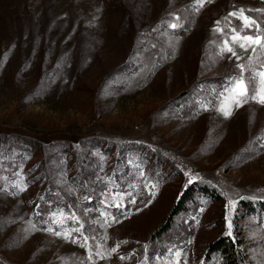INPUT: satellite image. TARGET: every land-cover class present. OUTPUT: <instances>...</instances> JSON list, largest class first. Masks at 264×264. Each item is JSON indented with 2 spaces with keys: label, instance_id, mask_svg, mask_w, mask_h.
<instances>
[{
  "label": "rangeland",
  "instance_id": "1",
  "mask_svg": "<svg viewBox=\"0 0 264 264\" xmlns=\"http://www.w3.org/2000/svg\"><path fill=\"white\" fill-rule=\"evenodd\" d=\"M191 3L0 0V157L6 150L16 155L35 148L38 159L40 146H49L56 167L61 152L72 155L76 148L86 156L109 148V157L117 151L122 161L135 164L146 155L148 168L159 161L168 178L159 180L151 203L108 229L109 246L126 238L145 239L179 192L191 185L184 175L190 169L202 178L192 185L213 187L220 198L199 196L176 219L181 223L176 232L182 233L186 225L191 231L192 244L183 247L189 263L199 260L207 241L227 230V192L238 201L233 234L244 248V264H264V217L243 207L239 199L264 196V107L249 103L224 119L214 108L201 111L197 103H215L211 90L222 84L211 80L236 74L234 63L218 59L209 44L214 21L232 5L254 8L264 7V2L212 0L199 15L188 8ZM170 12L187 17L178 45L160 27L162 20L171 19ZM204 79L208 83L202 85ZM29 221L23 194L13 197L0 191L2 260L76 264L86 255L46 232L26 231ZM128 249L122 245L120 251ZM110 264H115L114 257Z\"/></svg>",
  "mask_w": 264,
  "mask_h": 264
},
{
  "label": "snow or ice",
  "instance_id": "2",
  "mask_svg": "<svg viewBox=\"0 0 264 264\" xmlns=\"http://www.w3.org/2000/svg\"><path fill=\"white\" fill-rule=\"evenodd\" d=\"M210 2L212 0H192L188 8L195 15H199ZM168 15L171 19L162 20L160 27L165 29L164 35L170 38L175 37V43L178 45L180 41L178 32L185 30L187 17L182 18L177 12H170ZM153 31L155 32L157 29L154 28ZM210 31L214 38L209 40V44L215 47V56L220 60L226 59L233 62L236 74L225 78L220 89L211 90V94L216 98L215 103L212 100H198L200 110L208 111L214 108L224 119H229L236 109L246 104L253 103L264 107V7L246 8L232 5L224 16L214 21ZM171 42L170 39V44ZM152 47L154 48L155 45ZM260 147L264 148V143H261ZM128 164L130 167L133 166V161L129 160ZM0 166H2V161H0ZM134 167L138 173L137 182L128 183L125 186H122L115 178V170L112 175L97 176V180L103 183V188L100 190L99 196L96 197L97 206H85L82 213L77 211L78 204L61 206L59 203L53 205L49 201L48 210L45 212L42 211L41 204L37 203L34 216L42 218L41 223L44 227L38 228L36 223L29 221L30 227L26 231H43L52 237L60 238L66 243L83 249L86 255L77 258L76 264H101V262L110 264L114 256H118L120 261L133 259L137 256L136 250L127 255L120 254L122 245H127L128 240H117L109 246L108 242L111 237L108 229L114 224L122 222L120 216L124 220L129 218V206L137 207L142 192H146L149 197L147 203H151V200L158 194V181L152 180L139 163H136ZM100 171L103 172L102 167ZM12 175L15 179L11 181L7 176L0 177L4 180L0 191L16 197L27 191L28 183L22 167L19 171H13ZM184 175L188 177L187 184H192L197 179L202 180L199 174L193 175L190 169L185 171ZM85 186L81 185V187ZM76 192L77 189L69 188V194ZM57 195L59 197V193ZM224 195L227 198L224 217L227 229L225 235L232 237L235 241L233 215L238 201L227 192ZM39 199L44 201L43 196ZM93 199L92 195L83 196V200L89 205L92 204ZM239 199H264V196H240ZM76 200H80L79 195L76 196ZM139 210L137 207V211ZM199 211L202 213L204 208L201 207ZM193 219L196 218L193 217ZM196 223L199 224L198 219ZM98 228L103 231L98 232ZM187 243L192 244V240L189 239ZM142 249L143 255L139 264H189L188 253L180 245L166 246L162 251H153L151 256L148 243L143 244Z\"/></svg>",
  "mask_w": 264,
  "mask_h": 264
},
{
  "label": "trees",
  "instance_id": "3",
  "mask_svg": "<svg viewBox=\"0 0 264 264\" xmlns=\"http://www.w3.org/2000/svg\"><path fill=\"white\" fill-rule=\"evenodd\" d=\"M226 76L213 78L214 85H221L224 83ZM208 79L201 80V84L208 83ZM187 91L181 93L186 94ZM180 95V96H181ZM192 103V102H191ZM40 152L42 157L37 159V149L28 148L18 151V154L12 153V151H3L5 154L1 156L3 163L0 166V174H4L10 179H15L12 175L13 171H19L22 167L24 177L28 183V189L22 193L25 198V207L29 217L33 223L37 224L38 228L44 227L41 223V217L34 216V209L36 204L39 203L42 206V211L48 210V202L51 201L53 205L59 203L61 206L68 204H78V213H82L83 207H96V197L99 196L100 190L103 188V183L97 180V176L105 177L106 175H112L115 170V178L119 180L122 186L128 183L137 182V170L133 166H129L128 161H122V155L116 151L114 157H109L108 152L110 149H103L101 152L89 154L86 156L81 148L72 149V155H67L66 152H61L60 164L56 167L51 159L49 146H40ZM71 148H73L71 146ZM103 157V160H101ZM142 160L139 162L141 167L151 177L152 180L158 181L167 179L169 172L162 169L159 166V161L151 163V167L148 168L144 163L148 158L146 155H142ZM161 165V164H160ZM101 167L103 172L100 171ZM151 173V174H150ZM155 175V176H153ZM86 185L81 187V185ZM69 188L77 189L76 193L69 194ZM59 193V197L57 195ZM80 196V200H76V196ZM84 195H92V204H87L83 200ZM43 196L44 201H41L39 197ZM202 196L208 201L219 200V193L213 188L207 185H187L173 200V203L163 221L153 229L145 239L142 240H128L126 245L129 247L127 253L120 251L121 255H127L133 250L137 251V256L126 262L131 264H139V260L142 259L143 249L142 246L145 243L150 245L149 254H153V251H162L166 246L173 244L185 247L187 241L191 237L190 229H187L189 225L181 230L182 233L176 232V228L181 227V223L177 222V218L186 213L191 206L195 204L196 199ZM145 198H149L146 192L141 193V197L137 202V207L141 210L147 206ZM144 201V202H143ZM240 204L247 208L257 216L264 217V201L263 200H241ZM137 207L129 206V215L138 212ZM117 215H119L117 213ZM95 213L93 214V218ZM122 216H120V219ZM46 219V217H44ZM115 225V224H114ZM113 225V226H114ZM236 225V224H235ZM113 226L111 228H113ZM190 228V227H189ZM101 232V229H97ZM226 231L220 232L213 239L206 242L203 251L199 256V260L189 264H244L245 251L241 244L240 238L235 232L232 237L225 235ZM139 242V243H137ZM115 264H119L118 256H114ZM0 264H9L8 262L0 258Z\"/></svg>",
  "mask_w": 264,
  "mask_h": 264
}]
</instances>
